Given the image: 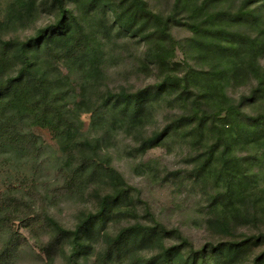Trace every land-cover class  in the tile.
<instances>
[{
	"label": "rangeland",
	"instance_id": "374dc122",
	"mask_svg": "<svg viewBox=\"0 0 264 264\" xmlns=\"http://www.w3.org/2000/svg\"><path fill=\"white\" fill-rule=\"evenodd\" d=\"M11 1L0 0V23L5 21ZM112 1L109 5L112 10L108 8L106 14L99 11L88 17L73 5L74 14L84 28L92 33L95 31L94 38L101 48L98 49L101 58L99 72L83 73L77 65H70L64 59L49 61L50 76L57 80L65 77L60 82L69 91L66 101L62 100L67 107H73L74 102L81 98L82 83H85L86 100L98 101L108 91L114 93L124 89L133 92L154 86L168 70L166 63L187 62L199 71L210 68L208 57L191 58L187 48L181 45L193 35L185 25H171L169 34L173 44H170L168 36L158 35L166 44L162 46L155 40L143 42L140 36L118 37L117 30L111 27L117 0ZM145 1L153 12L163 17L172 14L183 22L194 4H200L202 0H183L178 8H175L176 0ZM240 1H220L217 8H232L230 12H235ZM70 4L66 1V8H72ZM58 15L53 0H35L28 18L2 26L0 37L27 40L34 37L40 28L55 22ZM255 16V19L258 16L264 19L260 12L256 11ZM249 18L252 19L251 16ZM170 46H173L171 51H162ZM148 47H157L164 52L165 62L155 63V56L146 54ZM256 59L257 69L251 75L242 72L240 75L243 77L230 81L224 92L240 103L244 113L261 115V120H264V91L257 90L258 79L254 77L257 72H264V49ZM17 62L12 53L0 58V80L16 74ZM182 66L173 69V74L183 76L185 66ZM17 93L14 100L0 103V251L7 247L9 255L2 258L0 264H67L71 242L64 236L55 244L50 242L55 224L65 231L73 230L86 214L96 213L101 197L114 189V180L100 167L92 175H88L87 170L81 174L72 173L82 153L91 154L98 166H111L129 187L128 196L135 212L125 209L128 210L125 215L109 219L104 229L107 236H115L122 227L136 221L159 227L157 231L163 239L144 250V255L154 253L160 246H172L178 253V259L194 255L197 263L208 261L217 264L214 262V250L219 245L221 247L225 242L245 235L264 233V218L238 226L230 236L222 235L207 223L211 211L207 200L216 185L212 180L196 177L191 169L192 158L205 147V141L196 144L192 137L179 132L145 152L136 151L135 146L143 137L159 132L187 109L169 95L148 104L138 132L134 129L130 133L112 130L107 122L109 119L102 115L92 125L91 113H81L82 136L91 142L99 136L102 139L94 144L96 153L90 145L82 148L81 152L74 148L66 153L62 149L65 141L58 138L57 128L50 125L37 107L30 105L27 88L21 86ZM210 130L214 131L213 128ZM206 137V142L213 140L209 130ZM255 152L254 148L244 146L233 150L237 156H249ZM252 170H257V167ZM263 180L260 178L261 182ZM89 244L81 251L78 259L81 264H96L95 255L105 245L103 237L96 240L93 237ZM261 251H264V242L232 263L224 261L218 264H252L254 256ZM112 264H127V259L124 257Z\"/></svg>",
	"mask_w": 264,
	"mask_h": 264
},
{
	"label": "trees",
	"instance_id": "16d2710c",
	"mask_svg": "<svg viewBox=\"0 0 264 264\" xmlns=\"http://www.w3.org/2000/svg\"><path fill=\"white\" fill-rule=\"evenodd\" d=\"M66 1L71 3L72 8H66ZM220 1L226 0H202L200 4L195 3L181 22L172 14L163 17L153 12L145 0H117L111 27L117 30L118 37L140 36L143 42L155 40L162 46L166 44L158 35L168 36L170 44H173L174 40L169 34L171 25H185L193 35L181 45L187 48L191 58L208 57L211 60L210 68L199 71L187 62H175L172 65L166 63L168 70L164 71V76L154 86L133 92L124 89L114 93L108 91L98 101L86 100L85 83H82L81 98L73 100V107H67L62 100L66 101L69 91L60 82L65 77L58 80L55 76L51 77L49 61L64 59L89 74L95 70L99 72L101 60L98 51L101 48L94 38L95 31L92 33L84 28L74 14L73 5L82 9L83 15L88 17L99 11L106 14L113 1L53 0L59 12L57 20L40 28L34 37L27 40H5L0 37V58L12 53L19 64L14 76L0 80V103L7 99L14 100L19 87H26L30 105L37 107L40 114L48 118L50 125L57 128L58 138L65 141L62 149L66 153L74 148L81 152L88 145L96 153L93 150L94 144L102 138L99 136L91 142L82 136V123L79 119L81 113H91L92 125L102 115L109 119L107 122L112 130L130 133L134 129L138 132L148 104L169 95L174 102L182 103L187 109L159 132L143 137L135 149L139 153L145 152L179 132L185 137H192L196 144L205 141V147L192 158L191 169L196 177L215 183L216 188L207 200L211 210L207 223L222 235L230 236L238 226L264 218V180L260 181V178H264L263 116L247 115L241 110L240 103L224 92L230 81L243 77L240 75L242 72L251 75L257 69L256 57L264 49V19L259 16L255 19V12L264 15V0H241L235 12H230L232 8L219 10L217 3ZM34 2L12 0L0 28L27 19ZM182 2L176 0L175 8ZM157 49L148 47L146 54L152 53L155 56L154 62L162 64L166 59L162 51H171L173 46L161 52ZM182 65L185 66L183 76L173 74L172 70ZM254 77L258 79L257 90L264 91V72H257ZM208 130L213 135L211 142H206ZM237 146L252 147L256 152L249 156H237L233 153ZM261 148L263 150L260 152ZM96 163L91 154L82 153L72 173L81 174L87 170L88 175H92L100 167L114 180V189L101 197L98 211L86 214L73 230L65 231L55 224L50 242L55 244L63 236L71 242L67 264H81L78 262L81 251L90 246L93 237L95 240L103 237L105 244L103 250L95 255L96 264H112L124 257L127 264H181V261L183 264H201L197 263L194 255L178 259V253L172 246H160L155 248L154 253L144 255V250L163 239L157 231V225L136 221L122 227L115 236H107L104 233L107 221L125 215L128 210L134 213L135 208L129 200V187L120 174L109 165L98 166ZM255 167L257 170H252ZM263 242L262 232L231 239L215 248L214 262L232 263ZM8 256L5 247L0 251V260ZM202 264L210 263L202 261ZM252 264H264V251L254 256Z\"/></svg>",
	"mask_w": 264,
	"mask_h": 264
}]
</instances>
